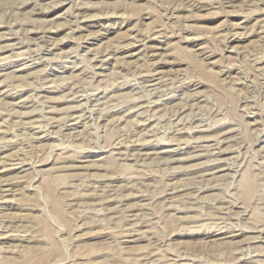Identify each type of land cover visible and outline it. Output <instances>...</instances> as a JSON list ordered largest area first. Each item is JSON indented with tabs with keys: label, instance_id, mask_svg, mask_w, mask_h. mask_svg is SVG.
Listing matches in <instances>:
<instances>
[{
	"label": "rangeland",
	"instance_id": "374dc122",
	"mask_svg": "<svg viewBox=\"0 0 264 264\" xmlns=\"http://www.w3.org/2000/svg\"><path fill=\"white\" fill-rule=\"evenodd\" d=\"M0 161L1 263L264 264V0H0Z\"/></svg>",
	"mask_w": 264,
	"mask_h": 264
},
{
	"label": "bare ground",
	"instance_id": "6f19581e",
	"mask_svg": "<svg viewBox=\"0 0 264 264\" xmlns=\"http://www.w3.org/2000/svg\"><path fill=\"white\" fill-rule=\"evenodd\" d=\"M191 3V2H190ZM194 4V3H193ZM85 16V15H84ZM87 17V16H86ZM151 46V45H150ZM118 48V47H117ZM34 52V51H33ZM27 57V56H26ZM30 57V56H29ZM34 58V57H33ZM117 62V61H116ZM121 64H122V62H121ZM49 65V64H48ZM26 67V66H25ZM42 85V84H41ZM41 87V86H40ZM77 87V86H76ZM71 89V88H70ZM76 91V90H75ZM77 93V92H76ZM79 95V94H78ZM77 96V95H76ZM75 96V97H76ZM169 96V95H168ZM35 97V96H34ZM40 97V96H39ZM78 97V96H77ZM71 98V97H70ZM73 98V97H72ZM136 99V98H135ZM85 102V101H84ZM119 103V102H118ZM133 103V102H132ZM117 104V103H116ZM136 104V103H135ZM147 104V103H146ZM80 105V104H79ZM119 105H121V104H119ZM129 105V104H128ZM143 105H144V103H143ZM143 105H140V106H143ZM151 105V104H150ZM76 106H78V105H76ZM82 106V105H81ZM146 106V105H145ZM74 107V106H73ZM78 107H80V106H78ZM78 107H77V109H78ZM115 107V106H114ZM113 107V108H114ZM81 108V107H80ZM108 108V107H107ZM76 109V108H75ZM98 109V108H97ZM110 110H111V107L109 108ZM108 109V110H109ZM117 109V108H116ZM120 109V108H119ZM131 109V108H130ZM82 110V109H81ZM87 110V109H86ZM131 111V110H130ZM72 114H74V113H72ZM84 115H85V113H84ZM49 116V115H48ZM80 116L81 115H73V116H71V114H70V118H73V119H76V118H80ZM200 116V115H199ZM42 120V119H41ZM81 119H78L77 121H80ZM77 121L76 122H74V123H77ZM201 121V120H200ZM27 122V121H26ZM65 123V122H64ZM67 123V122H66ZM27 125V124H26ZM68 125V124H67ZM201 125H203V124H195L194 126H195V130L196 131H202V130H208V128H207V126H206V128L204 127V125H203V127L204 128H201ZM40 126V125H39ZM53 126V125H52ZM77 126V125H76ZM15 127V126H14ZM190 128V127H189ZM184 129V128H183ZM192 129V128H191ZM190 130V129H189ZM23 131V130H22ZM48 132V131H47ZM38 137V136H37ZM41 137V136H40ZM125 138V137H124ZM134 138V137H133ZM148 140V139H147ZM131 142V141H130ZM177 149V148H176ZM215 150V149H214ZM126 158L128 157V156H125ZM216 158V157H215ZM15 159V158H14ZM134 159V158H133ZM139 160V159H138ZM13 161V160H12ZM12 161H10V165L9 166H7L8 164H6V165H4L5 167H3V170H1L0 172H4V171H9V169H12V168H22L23 167V165H21L20 163H22V162H13L12 163ZM1 162V161H0ZM8 162V161H7ZM24 164V163H23ZM137 164H138V162H137ZM18 165V166H17ZM142 165V164H141ZM7 166V167H6ZM222 169H225V168H222ZM203 174V173H202ZM4 176V175H3ZM2 177V176H1ZM214 178H216V177H219V176H217V175H214L213 176ZM141 178V177H140ZM139 178V179H140ZM200 178V177H199ZM13 179V178H12ZM15 179V178H14ZM143 179V178H142ZM219 178H217V180H218ZM2 180H3V178H2ZM9 181V180H8ZM139 181V180H138ZM141 181V180H140ZM4 182V181H3ZM222 182H223V180H222ZM247 182V181H246ZM9 183H11V182H7V183H4V184H9ZM129 184V183H128ZM219 184V183H218ZM218 184H214V185H218ZM220 184H221V181H220ZM130 185H132V184H130ZM249 185V184H248ZM0 186H1V184H0ZM200 187V186H199ZM202 187V186H201ZM247 187V186H246ZM108 188V187H107ZM133 188V187H132ZM1 189H2V187H1ZM5 188H3V190H4ZM7 189V188H6ZM9 189V188H8ZM114 189V188H113ZM119 189V188H118ZM103 190V189H102ZM108 190V189H107ZM110 191L112 190V189H109ZM108 190V191H109ZM116 190V189H115ZM5 191V190H4ZM9 191H10V189H9ZM121 191V190H120ZM2 192V191H1ZM104 192V191H103ZM112 193L113 192H115L114 190L113 191H111ZM123 192V191H122ZM99 193V192H98ZM110 193V192H109ZM111 193V194H112ZM119 193V192H118ZM118 193H114V194H117L116 196H119L118 195ZM124 193V192H123ZM106 197L105 198H107V195H105ZM109 196H110V194H109ZM115 196V195H114ZM104 198V199H105ZM112 198V197H111ZM109 199V198H108ZM113 200V199H112ZM107 205V204H106ZM105 206V205H104ZM129 215V214H128ZM128 215H126V217H128ZM128 219V218H127ZM129 220V219H128ZM131 224V223H130ZM3 226V225H2ZM1 226V227H2ZM13 232V231H12ZM0 264H4V263H1L0 262Z\"/></svg>",
	"mask_w": 264,
	"mask_h": 264
}]
</instances>
